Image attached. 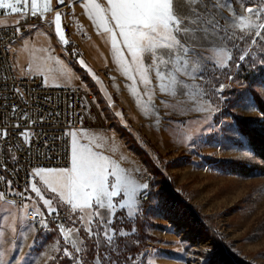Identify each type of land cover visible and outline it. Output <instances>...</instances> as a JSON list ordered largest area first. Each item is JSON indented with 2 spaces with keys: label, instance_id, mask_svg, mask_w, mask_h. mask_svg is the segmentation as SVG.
<instances>
[{
  "label": "rangeland",
  "instance_id": "rangeland-1",
  "mask_svg": "<svg viewBox=\"0 0 264 264\" xmlns=\"http://www.w3.org/2000/svg\"><path fill=\"white\" fill-rule=\"evenodd\" d=\"M6 2L17 4V0ZM252 3L253 0H245L246 5ZM255 3L259 5V0ZM23 4L24 0H19L17 6L23 10ZM238 11L242 13V10ZM38 12L44 15L43 11ZM2 13L13 12L0 9ZM261 19L264 20V16ZM252 20L256 22L255 17ZM54 21L29 32L38 30L49 34L54 40L56 64L47 62L44 50H38L31 59L25 48L17 46L16 42L13 59L14 64L15 60L19 63L15 65L19 75L27 70H41L46 74V83H59V61H71L65 49L59 51ZM65 27L63 19L62 29ZM230 32L234 40L243 36V45L237 43L235 47H226L227 41H220V46L210 48L207 60L201 62L206 65L203 86L197 89L190 86V95L186 98L173 94L168 73L164 79L156 76L149 53L141 57L142 67L147 69L148 82L144 83L127 50L122 51V57L129 66L128 75L117 63L112 46L108 52L98 50V64L102 67L93 69L89 67L88 42L82 41L85 59L90 64L85 61L87 67L80 63L79 68L75 64L74 67L79 75L77 85L85 86L83 97L88 109L82 125L74 131L77 145L83 144L85 130L116 132L119 142H108L116 156L125 162L126 157L118 146L128 148L130 145L134 148L129 149L145 165L140 174L137 169H132L125 176L138 184L148 183L149 189H140L133 198L135 211L127 207L116 210L114 207L115 214L121 211L116 228L113 223H107L115 214L108 215L109 198H104L103 209H98L95 201L92 208L74 209L73 226L64 234L35 232L27 223L23 210L0 198V264H47L49 261L59 264V251L69 257H73L75 252V260L82 264L81 257L86 247L82 228L87 238L96 244L93 264H233L237 260L264 264V163L251 149L242 129L243 125L264 135V112L261 111V106H264V69L251 84L244 79L236 81L235 92L228 94L234 85L233 75L242 62L239 60L232 67L228 56L232 59L236 49L240 55L245 51L251 52L253 59L256 54L251 50L260 41L255 46L251 45L248 34L254 36L255 29L246 28L241 32L234 28ZM28 62L29 66L25 64ZM260 63L258 60L257 64ZM105 67L110 69L108 75L101 73ZM129 76L134 79H129ZM218 87L222 91L217 90ZM252 90L257 92L261 105L255 100ZM194 96L199 99L190 104ZM120 129L127 132L125 137L120 136ZM90 149L94 154L105 157L97 151L98 148ZM107 162L110 170L122 169L115 160ZM242 166L247 170L243 168L244 171L240 172ZM144 174H149L151 180L143 178ZM114 182L109 177V184ZM172 193L176 195V201L169 198L173 197ZM123 199L128 197L121 193V196L113 198V203L118 205ZM191 209L201 220L199 225L192 219ZM130 211H133L131 216L128 215ZM208 225L214 228V232ZM88 229L97 235L90 237ZM120 230L128 232V235L119 236ZM105 232L113 235L111 244ZM218 239L223 242L227 253L222 254L219 250Z\"/></svg>",
  "mask_w": 264,
  "mask_h": 264
},
{
  "label": "snow or ice",
  "instance_id": "snow-or-ice-1",
  "mask_svg": "<svg viewBox=\"0 0 264 264\" xmlns=\"http://www.w3.org/2000/svg\"><path fill=\"white\" fill-rule=\"evenodd\" d=\"M58 5H66L67 0H56ZM84 3L86 11L95 10L92 19L97 27L105 24V31L112 33V48L117 57V63L121 65L125 75L129 74V66L123 62L122 51L127 50L131 55V63L137 65V71L141 73L142 82L147 83V69L142 67L141 57L144 53L150 54L151 66L156 69V76L164 79L169 74L170 87L174 88V95L188 97V89L203 86L205 80L203 69L206 67L202 61L207 60V52L212 47L220 46V41H227L226 47H235L237 43L243 45L244 37L239 36L233 39L230 29H240L243 32L246 28L255 29L251 33V45L255 46L258 41L264 42V0H259V5L253 3L245 4V0H107V7H103L95 0H77ZM51 0L44 4V11L50 10ZM6 0H0V9H11L13 13L21 12V8ZM29 0H24L23 8L28 9ZM40 5L37 0H31V12L38 14ZM239 10H242V13ZM256 18V22L252 20ZM114 21V28L107 27V22ZM55 31L59 39L65 44V38L61 26V13L55 14ZM119 37V39L117 38ZM117 44L120 45L117 48ZM249 56L245 51L238 56L244 61ZM231 60V56H228ZM80 65L87 67L83 59L79 60ZM91 71V69H88ZM129 79H134L129 76ZM189 81L197 82L190 85ZM81 88L85 86L81 84ZM163 88L164 85H161ZM217 90H221L218 87ZM198 97L189 101L195 104ZM82 107L87 110L86 98ZM214 110V109H202ZM119 115V114H117ZM26 135V134H25ZM68 135V134H66ZM71 167L70 168H44L38 167L31 174L39 177L45 185L60 195H67V203L73 209H87L93 207V201L98 209H103L104 198H109L108 207L112 208L111 198L121 196L123 193L124 203L120 205L121 210L125 207L134 208V197L140 189L148 190V183H136L135 180L122 175L118 167L110 170V163L107 157L94 154L91 149L83 144L77 145L76 133H71ZM140 170L137 169V172ZM109 177L115 181L109 184ZM0 179H3L0 176ZM31 191L40 196L41 189L36 183L30 184ZM5 195L0 191V198ZM43 199V197H41ZM142 200V196L140 197ZM43 204L48 206V213L54 214L57 209L52 207L51 199H43ZM133 211L128 213L133 215ZM43 223V221H40ZM107 223H114V218ZM134 232L135 229L133 228ZM90 237L97 235L92 229H88ZM109 244L113 241V235L104 233ZM115 234V233H114ZM119 236L126 237L128 232L119 231ZM79 251V250H78ZM115 264V262H113Z\"/></svg>",
  "mask_w": 264,
  "mask_h": 264
},
{
  "label": "built area",
  "instance_id": "built-area-1",
  "mask_svg": "<svg viewBox=\"0 0 264 264\" xmlns=\"http://www.w3.org/2000/svg\"><path fill=\"white\" fill-rule=\"evenodd\" d=\"M57 11L66 23L65 52L80 67L79 60L85 56L82 41L87 35L77 25L72 1L56 5L53 12ZM49 21L48 17L26 12L17 22L0 25V191L5 193L4 201L24 211L35 232L63 234L72 228L75 210L70 205L56 208L54 214L35 209L30 197L31 174L38 167H71L70 134L80 128L86 112L82 107L83 88L49 85L41 73L20 76L13 59L17 40ZM101 71L108 75L110 69L105 67ZM143 178L151 180L149 174Z\"/></svg>",
  "mask_w": 264,
  "mask_h": 264
},
{
  "label": "crops",
  "instance_id": "crops-1",
  "mask_svg": "<svg viewBox=\"0 0 264 264\" xmlns=\"http://www.w3.org/2000/svg\"><path fill=\"white\" fill-rule=\"evenodd\" d=\"M67 1L73 2L74 8L77 12V18H76L77 24L87 35V39L85 42H88L87 45H89V48H87L88 46L86 47L89 54L88 55L90 60L89 62H91V65L89 67L93 69H97V68L99 69L102 66L98 64L99 63L98 50L108 52V48L112 46V40H111L112 33L105 31V24H100L99 27L96 26V24L92 19V15L94 14L95 10L86 11L84 7V3L77 2V0H67ZM37 2L40 5L39 10L44 12V15H42L40 12H38V14L42 15L43 17L50 18L51 21L53 19L55 20L56 13L53 12V9L56 5H58L56 0H51L50 6H52V9L48 11H44L43 8L44 4L47 1L43 3V0H37ZM95 3H99L103 7L108 6L107 0H95ZM26 12H31V0H29V6L27 10L23 9L19 13L0 14V25L15 23ZM63 19L64 16L61 14V26ZM113 26H114V21L107 22V27H113ZM113 30L118 32V29H115L114 27ZM20 45L25 48L27 55L31 59L32 57H35L38 50H44L47 55V62L49 64L52 63L56 64L53 57L54 40L49 36L48 33L38 30L31 31L28 34L23 35L19 40H17V46ZM60 50L61 51L64 50V43L59 39V51ZM83 60L86 61V63H89L88 60L85 59V56ZM25 64L29 66V62ZM15 65L16 66L19 65V63L16 60H15ZM76 67L79 68L78 66ZM53 70L55 69L53 68ZM34 73H41L43 74L44 78L46 77V74L41 70H35V71L27 70L24 72L23 75L20 76H26ZM59 78H60L59 83L52 82L49 85H77L79 83V75L74 67V64L72 65V63L69 61L68 62L59 61ZM83 137H84V141L82 142L83 145L89 148L96 147L98 148V150L97 149L96 150L101 154L105 155V157H107V160L117 161L122 168L121 174L126 175L127 172H129L132 169L133 170L139 169L140 170L139 174H140L144 170L145 165L143 164V162L134 152H132L129 148H127V146H118L119 151L121 150L123 156L126 157L125 162L121 161L116 156V153H114L112 146H108L109 140L110 142L111 141L116 143L119 142V136L116 132L110 130H103L101 132H97L96 130L94 131L85 130V134ZM32 183H36L37 187L41 189L40 196H37L34 192L31 191L30 188L31 205L35 209L48 212V206L43 204V199H51L53 208L70 205L67 203L68 200L67 195L61 197L59 189L57 190L56 193H52L51 190L47 187V185H45L44 182L39 177H33ZM139 192L140 190L138 191V193ZM41 197H43V199ZM113 198L114 197H112L111 201L112 204L115 205V209L116 210L121 209L120 205L123 204L125 200L123 199L122 201H119L118 205H116L115 203H113ZM115 209L114 207L110 208L108 215L113 214L116 211ZM97 214H98V210H97Z\"/></svg>",
  "mask_w": 264,
  "mask_h": 264
},
{
  "label": "trees",
  "instance_id": "trees-1",
  "mask_svg": "<svg viewBox=\"0 0 264 264\" xmlns=\"http://www.w3.org/2000/svg\"><path fill=\"white\" fill-rule=\"evenodd\" d=\"M251 51H253L256 54V56L252 59L251 58V52H250L249 56L246 57L245 60L240 63V66L237 69L235 75H233L234 85L231 88H229L228 94H233L235 92V86L237 85L235 83L236 81H238L240 79H244L246 83L251 84L252 81H254L256 79V77H258V75L263 72V69H264V42H260V44L257 45V47H253V49ZM239 53L240 52L235 49L233 58L231 59V61L229 63L232 67H234L236 65V63H238V61H239L238 56L240 55ZM258 60H261L260 64H257ZM252 93L254 95L255 100L258 101L259 105H261L260 100H258L259 97H258L257 92L255 90H252ZM261 111L264 112V106L263 107L261 106ZM242 129L244 131V134L248 140V143H249L251 149L253 150L255 155L264 163V135L258 133L257 131H255L253 129L246 128L243 125H242ZM119 133H120L121 137H125L127 134V132L125 130H122V129L119 130ZM132 141H133V143H135L134 138L132 139ZM128 148L132 149L134 147L128 145ZM138 154L140 156V153H138ZM243 168L246 169V167L242 166L239 171L240 172L244 171ZM252 168H249V169H252ZM255 170H257V169H255ZM172 196L174 197V199L171 196H169V198L172 199V201H176L175 200L176 195L173 194ZM120 214H121V211H117L115 214L114 223H113L115 228L117 227V223H118L117 217ZM190 214H191V217H193L192 219H194L196 224H198L199 221H201V220H199V217L196 216V214L193 212V210L190 212ZM208 228L211 232H214V228L211 225H208ZM81 233L83 234V236L86 237V247H85L84 254L81 257L82 264H93L92 259L95 256V254L97 253L96 244L94 241L87 238V236H86L87 234H86L85 230H83V228L81 229ZM215 235H216V238H219V236L216 233H215ZM217 243L219 245L218 246L219 250L222 252V254L227 253V250L224 248L223 242H221L220 239L217 240ZM134 251H135V248H133L132 252H134ZM60 252L61 251H59V264H71V263L79 264L75 260V256L77 254L75 252H73V250H72L73 257H69L67 255L60 254ZM98 252L100 253V251H98ZM47 264H52V261H49ZM233 264H249V263L245 262L243 260H237Z\"/></svg>",
  "mask_w": 264,
  "mask_h": 264
}]
</instances>
